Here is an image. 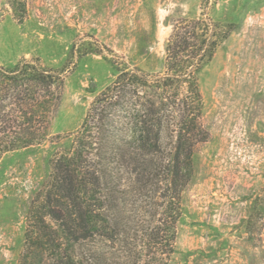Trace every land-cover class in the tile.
Instances as JSON below:
<instances>
[{"label":"rangeland","instance_id":"obj_1","mask_svg":"<svg viewBox=\"0 0 264 264\" xmlns=\"http://www.w3.org/2000/svg\"><path fill=\"white\" fill-rule=\"evenodd\" d=\"M22 1L16 13L0 0V66L65 67V88L47 141L0 159V264H18L53 153L116 79L109 61L162 72L172 24L202 13L233 27L198 75L208 138L195 148L175 253L162 264H264V0Z\"/></svg>","mask_w":264,"mask_h":264},{"label":"trees","instance_id":"obj_2","mask_svg":"<svg viewBox=\"0 0 264 264\" xmlns=\"http://www.w3.org/2000/svg\"><path fill=\"white\" fill-rule=\"evenodd\" d=\"M12 7L25 11L22 0ZM172 26L159 73L91 51L112 63L116 79L53 153L18 264H139L144 252L146 264H162L175 253L194 151L208 138L198 75L233 24L202 13ZM64 88L65 67L0 66V159L47 141Z\"/></svg>","mask_w":264,"mask_h":264}]
</instances>
